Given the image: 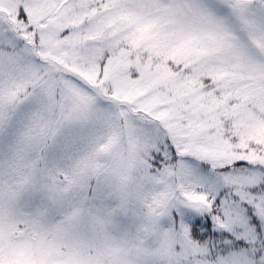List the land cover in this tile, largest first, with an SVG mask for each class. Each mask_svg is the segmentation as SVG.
<instances>
[{"label":"snow or ice","instance_id":"snow-or-ice-1","mask_svg":"<svg viewBox=\"0 0 264 264\" xmlns=\"http://www.w3.org/2000/svg\"><path fill=\"white\" fill-rule=\"evenodd\" d=\"M0 264H264V0H0Z\"/></svg>","mask_w":264,"mask_h":264}]
</instances>
